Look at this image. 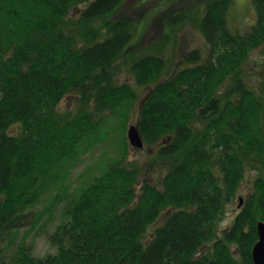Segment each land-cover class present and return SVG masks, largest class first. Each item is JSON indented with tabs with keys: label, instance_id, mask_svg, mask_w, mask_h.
<instances>
[{
	"label": "trees",
	"instance_id": "obj_1",
	"mask_svg": "<svg viewBox=\"0 0 264 264\" xmlns=\"http://www.w3.org/2000/svg\"><path fill=\"white\" fill-rule=\"evenodd\" d=\"M125 1L0 0V264H255L264 221V96L241 73L264 45V0H253L257 21L244 35L228 27L234 0H206L191 17L209 47L206 60L195 49L164 80L168 61L160 52L129 56L138 23L116 17ZM189 16L172 15L171 29ZM123 60L138 86L152 87L138 127L168 171L159 183L142 182L140 167L125 164L123 142L101 175L57 196L66 218L49 236L57 253L37 257L17 242V231L63 184V169L83 144L104 132L109 114L125 127L136 108L137 90L116 79ZM72 94L78 111L59 110ZM256 162L263 168L252 193L219 234L218 221Z\"/></svg>",
	"mask_w": 264,
	"mask_h": 264
},
{
	"label": "rangeland",
	"instance_id": "obj_2",
	"mask_svg": "<svg viewBox=\"0 0 264 264\" xmlns=\"http://www.w3.org/2000/svg\"><path fill=\"white\" fill-rule=\"evenodd\" d=\"M205 2L206 0H126L116 17H131L138 23L137 36L129 48V56L137 58L160 52L168 61L161 80L166 79L175 70L184 67V56L195 49L200 50L206 60L209 47L197 20H195L197 18L191 19L198 15L199 7ZM84 7H87V4L80 6L81 9ZM80 11L78 8L75 13L73 12V15L78 16ZM181 12L190 15V21L176 25L171 29L170 18ZM227 21L232 33L248 34L257 21L253 0H234ZM120 64L122 65L116 79L119 83H130L137 90L139 100L136 108L129 111L131 114L125 127L121 126L123 122V119H120L121 116L109 114L110 119L106 122L104 132L96 138L94 143L83 144L73 165L63 169V172L66 173L63 184L53 188L49 194L43 197L39 204L32 209L26 225L17 231V242L25 240L27 245L33 248V253L37 257L41 258L57 253V247L52 245L49 236L66 220L62 211L64 199L54 204L57 201L55 200L57 196L59 195L61 198L65 195H73L79 188L101 175L113 158L120 157V145L123 142L126 141L128 144V156L125 164L134 163L140 167L142 182L149 180L159 183L168 171L169 166L165 162L159 161L156 156L157 146L145 145L143 148H137L132 146L129 140V128L131 125H138L139 105L152 87L138 86L130 71L129 62L123 60ZM241 77L244 83L264 96V45L251 52L243 65ZM229 83H236V77L231 78ZM80 105L79 97L72 94L62 101L59 110L77 112ZM123 128L125 129L123 130ZM18 129L19 127H14L11 132L16 133ZM262 168L261 162L253 163L247 168L240 189L234 200L228 203L225 213L217 223L219 234L230 225L252 193L254 181L261 174ZM241 199L243 203H241ZM163 218L162 216L151 229L162 223Z\"/></svg>",
	"mask_w": 264,
	"mask_h": 264
},
{
	"label": "water",
	"instance_id": "obj_3",
	"mask_svg": "<svg viewBox=\"0 0 264 264\" xmlns=\"http://www.w3.org/2000/svg\"><path fill=\"white\" fill-rule=\"evenodd\" d=\"M129 140L132 146L143 148L145 145L144 138L139 130L138 125H131L128 131ZM241 203L243 200L241 199ZM259 240L253 249V259L255 264H264V221L258 224Z\"/></svg>",
	"mask_w": 264,
	"mask_h": 264
}]
</instances>
